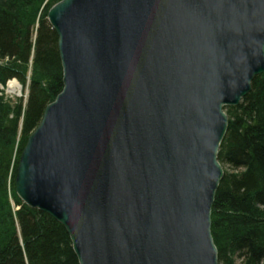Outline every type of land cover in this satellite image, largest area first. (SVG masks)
I'll use <instances>...</instances> for the list:
<instances>
[{
	"label": "water",
	"instance_id": "obj_1",
	"mask_svg": "<svg viewBox=\"0 0 264 264\" xmlns=\"http://www.w3.org/2000/svg\"><path fill=\"white\" fill-rule=\"evenodd\" d=\"M62 90L14 188L78 264H218L211 209L228 120L264 72V0H61Z\"/></svg>",
	"mask_w": 264,
	"mask_h": 264
},
{
	"label": "trees",
	"instance_id": "obj_2",
	"mask_svg": "<svg viewBox=\"0 0 264 264\" xmlns=\"http://www.w3.org/2000/svg\"><path fill=\"white\" fill-rule=\"evenodd\" d=\"M60 1L0 0V85L22 86L21 98L0 97V264H78L65 228L14 188L27 138L63 87L58 37L46 20ZM223 111L217 159L224 174L211 209L218 264H264V72Z\"/></svg>",
	"mask_w": 264,
	"mask_h": 264
},
{
	"label": "built area",
	"instance_id": "obj_3",
	"mask_svg": "<svg viewBox=\"0 0 264 264\" xmlns=\"http://www.w3.org/2000/svg\"><path fill=\"white\" fill-rule=\"evenodd\" d=\"M17 87V89L14 88ZM13 87V88H12ZM20 95V86L16 82V80H9L5 83V85H0V97H2L5 101L8 99H13Z\"/></svg>",
	"mask_w": 264,
	"mask_h": 264
},
{
	"label": "bare ground",
	"instance_id": "obj_4",
	"mask_svg": "<svg viewBox=\"0 0 264 264\" xmlns=\"http://www.w3.org/2000/svg\"><path fill=\"white\" fill-rule=\"evenodd\" d=\"M12 88H13V87H12ZM14 88H15V89H17V87H16V86H14Z\"/></svg>",
	"mask_w": 264,
	"mask_h": 264
},
{
	"label": "rangeland",
	"instance_id": "obj_5",
	"mask_svg": "<svg viewBox=\"0 0 264 264\" xmlns=\"http://www.w3.org/2000/svg\"><path fill=\"white\" fill-rule=\"evenodd\" d=\"M21 92H22V91H21ZM19 98H20V96H19ZM10 101H12V102H13L14 100H10Z\"/></svg>",
	"mask_w": 264,
	"mask_h": 264
}]
</instances>
